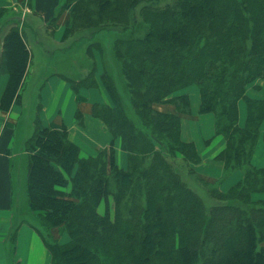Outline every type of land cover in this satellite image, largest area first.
<instances>
[{"label":"trees","instance_id":"obj_1","mask_svg":"<svg viewBox=\"0 0 264 264\" xmlns=\"http://www.w3.org/2000/svg\"><path fill=\"white\" fill-rule=\"evenodd\" d=\"M159 1H60L61 9L74 4L69 26L75 39L113 34L102 78L114 105L95 104L94 114L114 140L84 158L66 126L41 127L32 138L29 222L51 264H264V200L253 199L264 192V167L252 161L263 133L264 98L247 94L264 78V0ZM27 26L33 25L20 12L0 20V74H9L4 111L21 97L32 56L23 36ZM99 45L87 46L86 55ZM95 72L94 65L89 77L69 80L79 91L96 83ZM194 84L200 113L215 115L216 134L226 140L216 158L224 163L217 179L197 170L202 155L182 138V115L191 102L176 93ZM241 100L247 103L243 125ZM118 137L127 148V168L117 162ZM235 173L241 179L222 189ZM57 228L68 242L53 235Z\"/></svg>","mask_w":264,"mask_h":264},{"label":"crops","instance_id":"obj_2","mask_svg":"<svg viewBox=\"0 0 264 264\" xmlns=\"http://www.w3.org/2000/svg\"><path fill=\"white\" fill-rule=\"evenodd\" d=\"M60 1L0 0V9L19 10L22 18L33 25L27 26L23 32L32 56L21 87V97L8 111L1 109V99L9 74H0V264H51V254L44 240L29 222L30 147L38 129L66 126L70 140L80 147V156L84 158L96 156L100 150L110 147L114 140L105 122L94 114L95 104L114 105L102 78L111 55V39L106 38L104 32L96 35L97 40L96 36L89 40L75 39L69 26L74 4L61 9ZM55 15L56 22H52ZM94 42L100 45L93 48L92 55L80 54V48L84 47L86 51L87 46ZM71 44L77 45L73 52L60 51ZM75 51L78 53L73 54ZM35 59L43 63L37 69H34ZM94 65L96 83L75 90L69 79L80 81L89 77ZM176 94H188L190 97L191 111L182 115V138L195 142L202 155V162L196 165L197 170L208 178L221 177L224 163L215 157L225 148L226 140L223 135L216 134L215 115L200 113L198 85L187 86ZM247 94L263 99L264 78L251 83ZM239 107L243 125L247 119L246 101L241 100ZM160 108L173 111L170 106ZM262 130L252 159L257 167H264V125ZM115 148L119 166L127 168V148L119 137L115 139ZM240 179V175L235 173L222 182L221 188L227 190ZM253 199L264 200V192L253 193ZM103 203L99 206L101 212ZM53 235L63 243L69 237L58 228L54 229Z\"/></svg>","mask_w":264,"mask_h":264},{"label":"rangeland","instance_id":"obj_3","mask_svg":"<svg viewBox=\"0 0 264 264\" xmlns=\"http://www.w3.org/2000/svg\"><path fill=\"white\" fill-rule=\"evenodd\" d=\"M29 1H31V0H29ZM168 0H160L159 1V3L160 4H163V3H165V2H167ZM2 9H4V8H2ZM2 9H0V13H1V11H2ZM17 12H19V10H16V9H14V10H9V9H6V10H3V13H1V15H2V18L3 17H7L8 15H10V14H12V13H17ZM105 33V32H104ZM73 36V35H72ZM113 34H109V33H106L105 34V37L106 38H109V39H112L113 37ZM98 38H97V36L95 37V40H97ZM105 41V40H104ZM79 52H80V54H84L85 53V48L84 47H82V48H80V50H79ZM42 62H41V60L39 59V60H37V59H35L34 60V69H37L38 68V66H42ZM195 85V84H194ZM197 85V84H196ZM199 90H200V87H199ZM163 107V106H162ZM215 158H217V155H216V157ZM202 162V161H201ZM183 172H186L185 170L183 171ZM211 179H215V178H211ZM20 194V193H19ZM21 198V197H20ZM113 200H111V206H113ZM105 210H106V204L105 203H103V207H102V213H104L105 212ZM113 213H115V210H113L112 211ZM32 220V219H31ZM33 221H34V219H33ZM36 222V221H35ZM68 240H69V237H68ZM67 240V241H68ZM67 241H64V242H67Z\"/></svg>","mask_w":264,"mask_h":264}]
</instances>
